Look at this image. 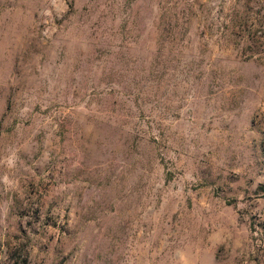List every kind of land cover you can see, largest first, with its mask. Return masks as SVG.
I'll return each instance as SVG.
<instances>
[{"label":"rangeland","instance_id":"1","mask_svg":"<svg viewBox=\"0 0 264 264\" xmlns=\"http://www.w3.org/2000/svg\"><path fill=\"white\" fill-rule=\"evenodd\" d=\"M264 264V0H0V264Z\"/></svg>","mask_w":264,"mask_h":264},{"label":"trees","instance_id":"2","mask_svg":"<svg viewBox=\"0 0 264 264\" xmlns=\"http://www.w3.org/2000/svg\"><path fill=\"white\" fill-rule=\"evenodd\" d=\"M14 264H17V261H16V263H14Z\"/></svg>","mask_w":264,"mask_h":264}]
</instances>
